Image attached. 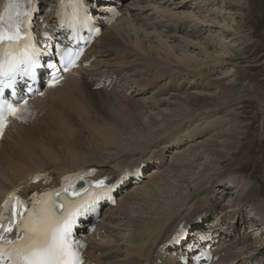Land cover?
Here are the masks:
<instances>
[{
    "label": "bare ground",
    "instance_id": "6f19581e",
    "mask_svg": "<svg viewBox=\"0 0 264 264\" xmlns=\"http://www.w3.org/2000/svg\"><path fill=\"white\" fill-rule=\"evenodd\" d=\"M44 1L49 6L43 11L44 18L50 22L54 0ZM101 1L105 6L116 4L115 0ZM123 1L127 14L108 27L91 46L89 54L96 56L91 67L67 74L42 98L30 99L27 111L20 112L17 115L21 118L13 120L0 146V201L10 189L25 183L37 171L58 178L62 173L93 166L103 168L108 164L120 173L125 168L152 163L154 168H148L150 174L143 183L133 185L99 223V234L91 237L86 251L90 263L181 264L174 252H157L156 248L181 223L195 222L199 230L214 227L222 234L218 249L221 259L217 264H250L251 261L260 264L264 256V237L261 238L264 201L259 196L264 194V183L255 185L246 182L247 178L242 182L231 174L245 163L244 124L236 119L224 127L222 116L214 117L218 110L239 98L234 96L235 90L227 89V83H218L220 91L202 88L195 92L189 91L190 88L170 98H161L159 90L149 96L134 97L145 94L159 81L167 80L163 89L177 88L173 85L179 81L176 74L184 79L192 77L193 81L196 74L217 72L224 67L228 62L225 54L231 50H225L227 41L220 42L217 36L224 33L221 34L224 38L230 32L226 38L235 40L234 47L239 35L226 20L219 25L223 21H216L218 8L214 5L226 3L231 10L233 4L241 5L243 0L213 3V0H194L193 4L191 0ZM208 2L212 6L207 9ZM102 10L99 7L95 16ZM219 27L221 33L217 31ZM108 79L112 87L104 90L109 98L100 100V106L114 107L120 103L115 107L112 121L105 116L99 121L95 118L97 114L93 117L95 109L89 87L93 89ZM216 79L205 85H212ZM128 93L131 95L127 96ZM104 101L110 104L101 103ZM31 107L53 110L47 118H38V114L33 117L35 112L28 116L29 121L22 122ZM195 121L198 123L194 125ZM211 124L217 129L210 136L196 140L197 130L203 134V127ZM259 133L264 137V126ZM185 138L190 142L173 149L169 162L168 150ZM224 160L233 162L228 171L231 175L217 181L212 174ZM236 191L238 196L233 194ZM223 198L227 200L222 203ZM199 218L203 221L197 222Z\"/></svg>",
    "mask_w": 264,
    "mask_h": 264
},
{
    "label": "snow or ice",
    "instance_id": "6c2138e0",
    "mask_svg": "<svg viewBox=\"0 0 264 264\" xmlns=\"http://www.w3.org/2000/svg\"><path fill=\"white\" fill-rule=\"evenodd\" d=\"M72 3L79 8L83 0H72ZM21 8V0H8L4 15L0 16V50L21 40L26 41L22 56H11L8 53L0 56V136L3 135L8 115L21 118L17 115L21 109L2 98L3 88L12 86L17 73L35 78L40 67V52L30 33L29 18L32 13L22 11ZM83 13L82 17L77 15L74 18L87 21L86 8ZM95 31L98 33L100 29ZM69 63L65 62L63 71L68 70ZM52 67L56 68L55 65ZM57 79L53 74L49 86H54ZM22 103L26 105L27 101ZM113 187L115 184L106 185L105 179L90 182L88 189L76 190L74 184H68L60 191L46 193L41 200L34 201L31 209L26 207L25 201L13 194L3 205L8 215L0 212V262L7 257L10 264H83L81 249L84 245L74 240L73 228L78 217L95 212L98 201L109 197ZM82 192L87 195L81 196ZM72 196L80 197L81 202L76 204L69 200ZM54 197H63L65 202H59Z\"/></svg>",
    "mask_w": 264,
    "mask_h": 264
},
{
    "label": "rangeland",
    "instance_id": "374dc122",
    "mask_svg": "<svg viewBox=\"0 0 264 264\" xmlns=\"http://www.w3.org/2000/svg\"><path fill=\"white\" fill-rule=\"evenodd\" d=\"M170 1H173V0H170ZM191 1L192 2H190V4L195 3L194 0H191ZM213 2H215V1L213 0L212 3ZM242 2H243L242 3L243 5L242 4L241 5L233 4L230 7L231 10L227 8V6L229 4L226 5V3H221V4L219 3L218 5H216V4L214 5V8H216V7L218 8L217 13H216V16H218V20H216V21H220V22L223 21V22H221V24L219 23V25L220 26L223 25L225 23L224 20H226L227 21L226 24H231L232 26H234V28H232V29L234 31L236 29V31L238 32V35L240 37V38L239 37L236 38V40L238 39V41L235 43V46H234L235 48H234V47H232V44H234L235 40L232 42L229 40V38H226V36L227 37L230 36V32H228L227 34L225 33V37L223 38L222 35H224V33H221L222 27L217 28V31H219V33L222 34V35L217 34L218 35L217 39L220 42L222 40H223V42L227 41L224 45L225 50H229V49L231 50V51L229 50L230 52L225 54V60H227L228 62H226L224 64V67L218 69V71H217L218 73L214 71V72L205 73L204 75L196 74L193 76L194 77L193 81L191 80L192 77L184 79V78L179 77L178 74H176L177 79L179 81H177L175 84L173 83V85H177L178 86L177 88L174 86L173 87L171 86V87H167L166 89H163L166 86L167 80L159 81V82L155 83V86L150 87V89H148L146 91L147 93L145 92V94L136 95L134 97L138 98L140 96H142V97L149 96L150 94H152V91H158L159 92V90H161V92H160L161 98H170L172 96V94L183 92V91H185V89H190V88L191 89L189 91H195V92L200 91L202 88H208L209 90L210 89H217V91H220V86H219V88L217 86L218 83H227V85H225V87L227 89L230 88L231 90L234 89L235 90L234 96H236L237 98L239 97V98L232 101V102H234L233 104L227 105L226 107L218 110L217 113H215L214 117L219 118V116L220 117L222 116L221 117L222 121L225 123L224 127H226V124L229 123L230 121L235 122L236 119L244 124L243 131L244 132L246 131V132H245V135L243 136L244 141L242 140L243 141L242 146H243L244 150L247 151L246 156L243 159V161H245V163H244V165H242V168L237 170V171H232L231 174L237 175L239 177V178H237V179H239V181L244 182L243 179L247 178L245 180L246 182H250V183H253L255 185H259L262 182L264 183V137H262L261 134L259 133V131H261L263 126H264V117H263V113H264L263 112L264 111V104H263V102H264V0H243ZM212 3L208 2L206 4L205 8H207V9L210 8V6H212ZM221 7L224 8L223 9L224 11L223 10L221 11V9H219ZM205 8H204V5H202V9L206 10ZM226 11L231 12V13H226ZM159 19L160 18L158 15V20ZM207 30L209 31V29L206 28L205 31H207ZM207 34H204V35H207ZM111 35H116V34L112 33ZM200 41H203V40H200ZM206 43H207V41L206 42L204 41V44H206ZM216 45L218 46V48H220V44H216ZM210 60H212V62H213L212 58L211 59L209 58V61ZM229 71H231L232 73L230 74ZM226 75H228V77H225ZM215 78H217L216 81H219V82L215 81V82H213L212 85H207V86L205 85V83L208 84V82L210 80H212V79L214 80ZM219 78H221V79H219ZM222 78H226V79H222ZM228 79H233V81H232L233 83L232 82L229 83ZM228 83H229V85H228ZM185 84H186V86H185ZM180 86L183 89H181ZM153 87H155L154 88L155 90L154 89L152 90ZM89 88H90L91 94L93 95L92 103L94 104V106L93 105L92 106L95 109L94 110L95 114L93 113V117H95V115L97 114L95 118H97V120H99V121H103L102 119L104 116L106 118L108 117L112 121L113 119L111 117L117 111V110H115V107L117 109L118 104L120 102H117V105L114 107H106V106L101 107L99 101L102 99H105V101H107L106 99L109 98L108 95L105 94V92H107V91L104 90V88H101V89H96L95 87L93 89H92V87H89ZM159 88H162V89H159ZM149 91H151V92H149ZM131 94H127V96H129ZM156 94L157 93H155L154 96ZM119 96L123 97L122 94ZM110 99L113 100L114 98L111 97ZM105 101L101 102V103H104L106 105L110 104L109 101L107 103H105ZM115 101H116V99H115ZM199 105H201V103ZM109 109H111L112 111ZM51 110H53V109H51ZM51 110L49 109V107H47V108L41 107L39 109H37V108L34 109V107H31L29 109V111L26 113L27 116L26 117L24 116L21 119V121L22 122L29 121L28 116L29 115L33 116L35 112L36 113L33 117H35L36 114H38V116H37L38 118H47V117H49L48 113H50ZM104 111L105 112L108 111V113L107 112L105 113ZM53 112L54 111H52L51 114H53ZM53 119L58 120V118H53ZM196 122L197 121L193 122L194 125L196 124ZM245 122H246V124H245ZM40 124H42V121H40ZM34 127H32V128H34ZM32 128H29V129H32ZM216 129H217V126H215L214 124H211L208 127L207 126L203 127V130H205L204 133L200 134L199 132L201 130H199V131L197 130L198 133L196 134L195 138H196V140H198V139H202L201 137H203L204 135L210 136V134L213 133V131H215ZM199 134H200V136H199ZM189 142L190 141L187 138H185L184 141L180 142L178 145L175 144L173 148L168 150L167 155H166L168 158V161L170 162L173 155H174V151H172L173 149H177V147H180L181 145L186 146L187 143H189ZM192 142L197 143L196 141L195 142L191 141V143ZM185 146H182V147H185ZM238 152L239 151L237 150L236 153H238ZM99 163H102V162H99ZM103 163H105V162H103ZM232 164H233L232 160L231 161L230 160L222 161L221 164L216 169V171L213 172L212 177H216L214 179L215 180L217 179V181L222 180L223 178L228 179L229 178L228 176L231 175L228 171L231 170ZM151 168H154L153 165L149 166V169H151ZM233 172H235V173L233 174ZM247 185L250 186L249 184H247ZM228 194H230L229 191H228ZM233 194H236L238 196L239 192L236 191V192H233ZM259 198L261 199V201H264V194L262 193L259 196ZM223 199L224 200H222V203L227 200L225 198H223ZM229 204H231V202H229ZM246 208H247V212H248V209H249L248 203H247ZM257 210H259V209H257ZM250 211L253 212V214L255 213L254 210H250ZM256 213H257V211H256ZM253 214H251L252 217H254ZM261 215H262V212H261ZM261 217L264 218L263 215ZM262 237H264V236L261 235V238ZM263 240H264V238H263ZM92 264H96V262H92Z\"/></svg>",
    "mask_w": 264,
    "mask_h": 264
}]
</instances>
